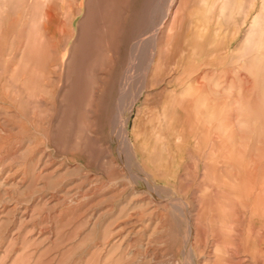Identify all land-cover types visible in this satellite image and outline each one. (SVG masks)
Returning <instances> with one entry per match:
<instances>
[{"label":"rangeland","instance_id":"obj_1","mask_svg":"<svg viewBox=\"0 0 264 264\" xmlns=\"http://www.w3.org/2000/svg\"><path fill=\"white\" fill-rule=\"evenodd\" d=\"M88 1L0 0V264H264V0Z\"/></svg>","mask_w":264,"mask_h":264},{"label":"bare ground","instance_id":"obj_2","mask_svg":"<svg viewBox=\"0 0 264 264\" xmlns=\"http://www.w3.org/2000/svg\"><path fill=\"white\" fill-rule=\"evenodd\" d=\"M103 1L104 0H89L87 2L85 11L83 12L84 13V21H86V20H91V22L95 21L96 17L98 16V14L100 12V8L102 7ZM74 3H75V5H77V1H73V3L72 2L71 3H67L64 6V9H65V12H64L65 19H67L69 21L70 28H68V30L66 32L63 29H61V32L59 34L58 33V29H59V26H60V21L58 20L59 18L58 19H53V17H52L53 14H51V13H50L51 15L50 14H46L45 15V18L43 19V20H46V24H44L42 26V29H41L42 35L40 37L41 38L40 41H51L52 42L53 41V38L54 37H57L60 40L66 42V41H68L72 37V34L74 32V30L72 28V25H71L72 24V21L75 18V16H77L78 14L81 13V10L80 9H76L77 7L74 6ZM62 9H63V7H62ZM59 10H61V9H59ZM171 29L173 30V27H171ZM48 48H50V47H48ZM123 132H124V130H123ZM125 137H126V135H125Z\"/></svg>","mask_w":264,"mask_h":264}]
</instances>
